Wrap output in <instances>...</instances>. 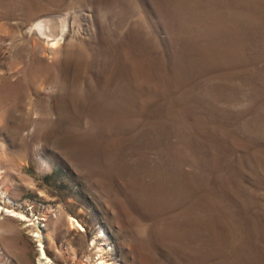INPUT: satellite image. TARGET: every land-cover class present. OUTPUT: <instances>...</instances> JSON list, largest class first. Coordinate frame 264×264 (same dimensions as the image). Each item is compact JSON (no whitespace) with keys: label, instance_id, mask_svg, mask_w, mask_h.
<instances>
[{"label":"rangeland","instance_id":"1","mask_svg":"<svg viewBox=\"0 0 264 264\" xmlns=\"http://www.w3.org/2000/svg\"><path fill=\"white\" fill-rule=\"evenodd\" d=\"M0 206V264H264V0H0Z\"/></svg>","mask_w":264,"mask_h":264},{"label":"built area","instance_id":"2","mask_svg":"<svg viewBox=\"0 0 264 264\" xmlns=\"http://www.w3.org/2000/svg\"><path fill=\"white\" fill-rule=\"evenodd\" d=\"M22 207H24V210L26 212L25 214L27 216H25V218H21V219H24L26 224L34 223L36 226L37 232H38V230H39V232L40 231L42 232V229L45 226V222L47 221V213L41 212L38 210L35 213H32V211H31L32 205L29 203H24ZM35 234H33V235H35ZM38 246H40V245H38Z\"/></svg>","mask_w":264,"mask_h":264},{"label":"bare ground","instance_id":"3","mask_svg":"<svg viewBox=\"0 0 264 264\" xmlns=\"http://www.w3.org/2000/svg\"><path fill=\"white\" fill-rule=\"evenodd\" d=\"M46 21V20H45ZM39 22H41V21H39ZM47 23H49L48 21L46 22V24ZM41 24V23H40ZM39 24V25H40ZM45 24V25H46ZM65 24V23H64ZM37 25H38V23H37ZM41 25H43V24H41ZM37 27V26H36ZM39 27V26H38ZM43 27V26H42ZM40 28V27H39ZM38 28V29H39ZM63 31V30H62ZM65 31V30H64ZM60 33H62V32H60ZM64 33V32H63ZM47 34V33H46ZM48 35V34H47ZM65 35V34H64ZM62 38V37H61ZM60 39V38H59ZM0 208L1 209H5L4 207H2V206H0ZM4 211H6V210H4ZM70 223H71V225H77V226H79L80 224L78 223V221L77 220H75V219H73V218H70ZM34 234V233H33ZM100 248V247H99ZM46 254V253H45ZM40 259H43V262L45 263H47L48 262V264L50 263V262H52L53 260L51 259V258H48L47 259V256H42ZM106 263V261L104 260V259H102L101 261H100V263L99 264H105ZM52 264V263H51Z\"/></svg>","mask_w":264,"mask_h":264},{"label":"crops","instance_id":"4","mask_svg":"<svg viewBox=\"0 0 264 264\" xmlns=\"http://www.w3.org/2000/svg\"><path fill=\"white\" fill-rule=\"evenodd\" d=\"M17 259H19V258H17ZM20 260V259H19Z\"/></svg>","mask_w":264,"mask_h":264}]
</instances>
